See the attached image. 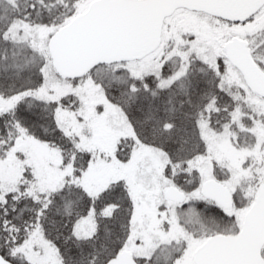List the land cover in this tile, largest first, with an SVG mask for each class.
<instances>
[{"label":"snow or ice","instance_id":"obj_1","mask_svg":"<svg viewBox=\"0 0 264 264\" xmlns=\"http://www.w3.org/2000/svg\"><path fill=\"white\" fill-rule=\"evenodd\" d=\"M0 264H264V0H0Z\"/></svg>","mask_w":264,"mask_h":264}]
</instances>
